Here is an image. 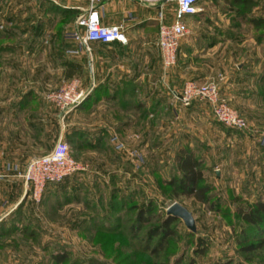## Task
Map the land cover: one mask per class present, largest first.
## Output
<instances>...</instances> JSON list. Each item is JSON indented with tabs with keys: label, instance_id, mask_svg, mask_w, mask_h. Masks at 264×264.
<instances>
[{
	"label": "crops",
	"instance_id": "0c3cea01",
	"mask_svg": "<svg viewBox=\"0 0 264 264\" xmlns=\"http://www.w3.org/2000/svg\"><path fill=\"white\" fill-rule=\"evenodd\" d=\"M28 1L33 4L22 5ZM254 1L257 6L249 17L264 21V0ZM211 2L201 0V12L185 18L191 24L181 41L177 65L166 81L162 79L161 57L156 45V19L161 11L164 14L163 10H168V4L160 8V5H141L135 0H105L97 7L100 21L107 26L126 21V43L84 44L74 41L70 34L76 19L87 10L85 0H3L0 3L3 6L17 4L12 15L19 16L17 22H12V30L16 32L4 41V51L0 54V190H14L12 200L22 208L20 224L26 219L30 222L26 217L30 197L22 180L15 175L30 159L51 151L50 135L48 142L46 135L51 132L53 123L59 122L60 113L52 114L55 107L46 102L45 95L72 80L78 81L85 98L80 107L66 115L64 130L60 129L57 137L63 135L76 159L113 168L107 172V180L112 179L117 187L122 178L126 179L133 172L141 178L143 169L135 165L125 151L116 150L111 143L113 134L121 137L130 149H139L145 165L147 153L150 161L154 157L153 169L157 166L160 173L158 163L163 162L165 153L171 154L172 161L178 148L188 145L196 150L194 144L198 141L188 135L183 141L179 128L174 135L159 133L164 126L180 125L187 111L190 116L205 120L204 125L211 131L210 106L180 109L171 104L169 94L165 99L159 93L170 87L169 82L182 87L186 81H217L226 102L254 125L264 126V95L260 92L264 36L260 40L245 39L244 24L235 13L220 5L221 0L219 5H210ZM51 4L75 11L76 16L69 23H59L58 14L53 21ZM25 15L31 20L20 21ZM173 18L167 15L166 22L170 23ZM248 25L257 33L261 32ZM80 31L82 33V29ZM45 32L49 36L43 37ZM245 45L253 46L248 54L253 60V72L239 61H243ZM99 86L104 87L101 94L90 97ZM147 110L150 114L143 115ZM170 110L174 116L168 121L165 116H169ZM133 128L137 132H132ZM148 132L159 137L151 140ZM169 136L171 139L166 140ZM81 177L47 185L44 200L71 192Z\"/></svg>",
	"mask_w": 264,
	"mask_h": 264
},
{
	"label": "rangeland",
	"instance_id": "374dc122",
	"mask_svg": "<svg viewBox=\"0 0 264 264\" xmlns=\"http://www.w3.org/2000/svg\"><path fill=\"white\" fill-rule=\"evenodd\" d=\"M218 1L212 0L209 4L219 5ZM32 4L29 1L22 3L26 7ZM220 5L227 6L228 0H221ZM16 6L17 4L14 3H10L8 6H0V34L6 32L13 34L16 32L11 30L13 28L12 22H17L19 19V16L15 18V14L12 15ZM167 8L168 10H163L164 14L166 15L167 13L169 18H173L175 5L170 3ZM27 16L20 18V21L31 20L26 19ZM57 19H62V17L59 16ZM190 22L187 19L184 21L186 30L188 25L191 24ZM243 24V37L245 39H257L260 33L254 31L246 21H243ZM261 32H264V30ZM47 36H49V33L45 32L43 37ZM4 41H1V44H4ZM252 47V45H245L242 56L243 61L239 60L251 72H253V60L248 54L252 52ZM169 86L170 89L176 91L182 89L176 83H173L172 86L169 82ZM159 93L165 99L168 94L170 96V91L167 88ZM195 105L207 106L205 103H196ZM232 108L235 109L234 107ZM180 109L185 108L180 107ZM57 111L56 108H53L52 114H57ZM238 114L249 123L250 129L248 131L234 130L220 125L213 120V114L212 127L211 131H209V127L204 125L205 120L194 118V115L190 116L186 111L183 114V122L180 125L173 126L169 124L164 126L163 130L159 132L164 133V135L170 133L174 135L173 132L179 128L181 129L179 135L183 136L181 138L184 139L183 141L187 140L185 135L195 137L198 140L195 142L194 147L197 150L200 148L199 151L196 150V153L204 159L205 177L210 184L215 186L218 195L221 197V199L219 198L221 203L219 212L210 211L206 206L196 203L193 199L176 198L169 191L160 190L156 184L154 176L156 174H152V160L154 157L150 161L147 153V165H145L142 155L139 156V149L132 147L130 149V146L126 145L119 137L121 142H124L126 149L138 154L139 157L136 156L132 160L135 161V165H141L143 174L139 178L133 172L127 175L126 179L122 178L120 184L116 187L120 189L124 196L136 190L139 202L147 199L156 200L158 203L157 211L162 217L165 216L168 206L173 203L186 208L195 220V236H189V231L183 222L180 221L175 225V236L166 242L162 251L156 256H152L149 251H144L141 247L143 239L140 240L142 236L137 238L136 241L130 240L128 236L130 221L135 210L132 208L129 211L111 212L106 205L102 204L106 203L111 197L112 185L107 180L106 174L108 171H112L113 168H109L107 164L102 167L103 163L98 167V164L96 166L89 161L78 160L71 150L75 160L90 165L91 172L76 175L82 176L80 183L87 191L84 200L87 201L89 199L96 204L97 209L100 210V215L105 218L107 224L113 226V230L108 228L106 232L99 230L85 234L79 231L82 221L85 222L91 214L94 215L93 210L91 212L84 210V200L81 203L73 202L63 206L52 214L50 208L45 206L47 204H45V201L41 200L39 203H35L30 198L27 216L25 212V216L30 219V222L26 219L23 224L19 225L20 228H18L16 233L4 234L0 237V264H54L49 259L50 254L62 252V250L69 253L70 259L77 260L82 264H86L90 260L98 261L101 264H154L155 262L165 264H217V262L264 264V246L253 253H243L239 250L235 240L237 227L233 219V211L236 202L233 201V198H239V203H252L258 197L264 198V126H256L239 112ZM171 116H174V112L170 110L169 116H165L166 120L170 121ZM64 122L65 119L64 121L60 119L58 123L54 122L51 132L46 135V142H48L47 139L50 135L51 141L48 143L51 144L52 149L57 143L59 130H64ZM131 131L137 132L134 128ZM148 133L150 134V132ZM149 137L153 140L159 136L153 133ZM169 139H171V136L166 138V140ZM164 155L163 162L158 163V165L160 166L161 176L168 179L173 174V163L170 158L171 154L166 155L165 153ZM92 172L94 173L92 174ZM128 182L129 184H127ZM13 192L14 190H0V225L4 222L10 223L12 215L16 212L19 213L18 204L12 200ZM105 210L110 216H105L108 215L104 214ZM115 219L117 220L114 222L113 220ZM154 224L155 220H152L148 226ZM118 228L120 229L118 230ZM25 230L27 234H23ZM29 231H32L30 232L31 236L28 235ZM197 237H201L206 243V250L203 255L195 253L198 248Z\"/></svg>",
	"mask_w": 264,
	"mask_h": 264
},
{
	"label": "trees",
	"instance_id": "16d2710c",
	"mask_svg": "<svg viewBox=\"0 0 264 264\" xmlns=\"http://www.w3.org/2000/svg\"><path fill=\"white\" fill-rule=\"evenodd\" d=\"M2 1L3 0H0V3ZM255 6H257V2L254 0H228L227 5L228 9L233 11L236 17L242 22L246 21L248 24L253 25L254 28H259L262 31L264 30L263 19H251L249 17L252 9ZM51 12L53 15V21L56 20L58 14L59 16L61 15L62 19L59 20V23H69L73 20L74 16H76L75 11L61 9V7L54 4H51ZM263 36L264 32H260L257 39L260 40V38ZM11 37V32L0 34V54L4 51L1 41L9 40ZM260 86L262 88L260 91L261 95H264V74L260 79ZM103 90V86L97 87L94 89L90 97L99 96ZM150 112V110H147L143 111L142 114L148 116ZM196 150L190 148L188 145L178 148L172 160L173 174L170 178H163V176H161L159 173L157 166L154 167L152 174H156L154 176L156 179V184L160 190L164 192L167 190L172 196L176 198L193 199L196 203L206 206L210 211L219 212L221 206L219 198L221 199V197L218 195L215 186L207 181L204 174V159L201 155H197ZM72 177H76V175ZM68 178L64 179L63 182ZM110 183L112 185L111 197L108 199V201H106V203L102 204L104 206L106 205V207L109 208V211L111 212L129 211V209L133 208L135 213L130 221V226L128 229L129 239L136 241L137 238L142 236L140 238V240L143 239V241H141L142 249H144V251H149L152 256H156L164 249L166 242L175 236V225L181 220L173 215L167 214V212L163 217L159 215V212L157 211L158 203L156 200L147 199L145 201L139 202L138 192L136 190L131 191L126 194V196H124L123 193L120 192V189L116 187L112 179ZM85 193L87 194V191L84 187H82V184L80 182H76V186H74V189H72L71 192L64 193L63 196L55 197L54 199L45 200L43 195L41 200L45 201V204L47 203L45 206L50 208L52 211L51 213L53 214L54 211L60 210L63 206H67L73 202L81 203V201L84 200ZM233 201L236 202L233 211V219L236 222L237 227V231H235L236 243L238 244L239 250L241 252L253 253L264 246V198L262 199L261 197H258L252 203H239V198H233ZM83 207L84 210L89 212L93 210L94 215L91 214L88 220L86 219L87 221H82V226L79 227V231L81 233L85 234L99 230L106 232L108 228L113 230V226L107 224L105 222V218L100 215V210L97 209L96 204L88 199L84 202ZM18 210L19 213L16 212L12 216L10 223L4 222L0 225V237L4 234L16 233L18 228H20V211L22 210L21 206H19ZM106 210L104 214H108ZM105 216L110 215L108 214ZM116 220L117 219L113 221L115 222ZM152 220H155V224L148 226L151 224ZM119 229L120 228H118V230ZM188 231L189 236L193 237L196 235V231ZM26 232L27 231L25 230L23 234ZM30 232L32 231H29L28 235L31 236L32 234ZM196 241L198 248L195 253L203 255L206 250V243L201 237H197ZM69 256L70 255L68 252L62 250V252L51 253L49 259L54 264H82L77 260L75 261L70 259ZM86 264L101 263L95 260H90ZM154 264L165 263L155 262ZM217 264L230 263L217 262Z\"/></svg>",
	"mask_w": 264,
	"mask_h": 264
},
{
	"label": "built area",
	"instance_id": "2783aa9c",
	"mask_svg": "<svg viewBox=\"0 0 264 264\" xmlns=\"http://www.w3.org/2000/svg\"><path fill=\"white\" fill-rule=\"evenodd\" d=\"M87 10L75 21V28L70 37L78 43H102L112 42L126 43V21L116 25H103L100 21L97 7L105 0H85ZM141 5L174 4V18L170 23L162 11L157 21L156 45L160 53L162 63V79L169 78L171 70L177 65V55L182 39L186 35L185 18L201 12V0H135ZM82 29V33L80 31ZM171 103L181 107L190 108L195 103H205L210 106L214 120L219 124L234 130L248 131L249 123L242 118L220 95V84L217 81L197 83L186 81L180 91L170 89ZM85 98V93L79 87L76 80H72L57 90L45 95L47 103L54 106L60 113L59 118L64 121L66 115L75 109ZM264 141V140H263ZM111 143L116 150L125 151L130 158L139 157L124 147V142L117 134L111 137ZM90 172L87 163L74 159L70 146L61 135L46 155L30 159L23 170L16 174L21 179L31 200L39 203L44 190L49 184H58L68 177L83 175Z\"/></svg>",
	"mask_w": 264,
	"mask_h": 264
},
{
	"label": "water",
	"instance_id": "95a60500",
	"mask_svg": "<svg viewBox=\"0 0 264 264\" xmlns=\"http://www.w3.org/2000/svg\"><path fill=\"white\" fill-rule=\"evenodd\" d=\"M166 212L169 215L179 218L188 230L192 232L196 231L195 220L192 214L186 208L177 203H173L167 208Z\"/></svg>",
	"mask_w": 264,
	"mask_h": 264
}]
</instances>
